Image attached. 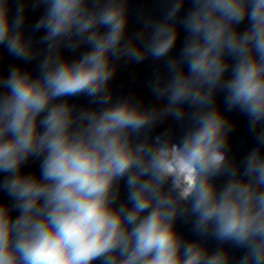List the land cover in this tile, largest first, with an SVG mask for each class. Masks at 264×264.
Masks as SVG:
<instances>
[{"label": "clouds", "instance_id": "obj_1", "mask_svg": "<svg viewBox=\"0 0 264 264\" xmlns=\"http://www.w3.org/2000/svg\"><path fill=\"white\" fill-rule=\"evenodd\" d=\"M157 2L0 0V264H264V0Z\"/></svg>", "mask_w": 264, "mask_h": 264}]
</instances>
